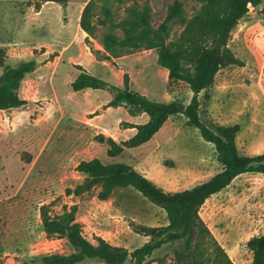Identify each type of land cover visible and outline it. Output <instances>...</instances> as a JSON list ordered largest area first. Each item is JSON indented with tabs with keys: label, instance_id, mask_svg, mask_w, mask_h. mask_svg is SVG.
Segmentation results:
<instances>
[{
	"label": "rangeland",
	"instance_id": "rangeland-1",
	"mask_svg": "<svg viewBox=\"0 0 264 264\" xmlns=\"http://www.w3.org/2000/svg\"><path fill=\"white\" fill-rule=\"evenodd\" d=\"M87 1L60 4L0 0L4 63L16 66L34 60L36 68L25 75L18 91L27 103L0 110V264H39L43 254L73 250L65 237H48L43 231L39 206L51 201L52 213L61 212L63 205L76 204V220L90 241L95 242L94 237L100 236L129 251L150 239L138 231L139 225L167 224L165 211L130 187L115 189L104 200L97 197L98 187L78 196L66 195L67 187H74L84 178L75 169L80 160L96 157L102 162L130 165L165 191L191 188L221 170L214 145L204 140L196 128L186 125L185 116L179 113L170 115L148 141L108 157L106 144L95 136L103 133L117 141L126 139L134 133V129L125 128L126 122L143 123L148 115L131 114L128 106L121 104L123 108L111 107L100 118L90 120L97 110L86 109L111 98L112 93L93 88L74 92L70 86L78 63L68 60L78 58L79 46L88 53L87 45L96 60H105L91 66L99 78L123 87V75L127 73L132 90L162 102L178 97L186 105L192 92L183 82L168 84L167 72L157 64L155 50L123 47L117 56L104 58L101 41L108 32L123 37L122 30L108 19L118 21L128 6L148 5L150 23L156 28L174 2L180 3L186 17L197 11L199 2L97 0L92 19L104 22H97L93 34L83 39L77 35V23ZM170 28V35L175 36L183 25L175 23ZM72 38V45L60 55ZM228 45L243 65H229L216 73L213 85L198 95L199 114L203 121L238 124L239 152L256 155L264 152V0L249 8L232 30ZM80 60L88 62L84 55ZM2 71L0 67V74ZM33 89L35 97L30 94ZM199 214L233 264H250L246 241L264 231V173L236 176L206 199ZM178 247V243L163 245L146 258L145 264H171L173 250ZM77 264L105 263L98 258H85ZM122 264L135 263L128 259Z\"/></svg>",
	"mask_w": 264,
	"mask_h": 264
},
{
	"label": "trees",
	"instance_id": "trees-1",
	"mask_svg": "<svg viewBox=\"0 0 264 264\" xmlns=\"http://www.w3.org/2000/svg\"><path fill=\"white\" fill-rule=\"evenodd\" d=\"M43 1L65 4L68 0ZM96 1L88 0L79 18L80 28L88 35L93 34L97 22H104L100 18L96 21L92 19ZM197 1L200 6L190 17H186L179 2H174L156 28L150 23L148 5L128 6L125 8L126 14L118 21L108 19L122 30L123 37L108 32L101 41L104 58L117 56L118 50L123 47L155 50L157 64L167 70L168 84L183 82L192 92L186 105L177 98L162 102L132 90L127 73L123 75V87H119L81 69L70 86L73 91L84 88L106 89L112 93L107 106L126 104L129 113L144 112L148 115L146 122L127 123L126 127L134 128L135 132L126 139L117 141L103 133L95 136L99 142L106 144L108 157H115L125 148H133L148 141L170 115L179 113L185 116L186 125L196 128L204 140L214 145L221 170L191 188L165 191L130 165L102 162L96 157L80 160L75 169L84 178L74 187H67L66 195L78 196L98 187L97 197L104 200L115 189L130 187L161 207L166 213L167 224L159 227L139 225L138 231L150 239L129 251L123 246L110 244L100 236L94 237L95 242L87 239L81 223L76 220V204L63 205L61 212L52 213L53 201L43 203L39 206V214L46 236L65 237L73 250L69 253L43 254L39 264H77L85 258H98L105 264H122L128 259L135 264H145L146 258L156 249L175 243L180 244V247L173 250L171 264H233L200 216L199 210L207 198L229 185L236 176L245 172L264 173V152L256 155L240 153L236 146L239 125H223L211 119L203 121L199 114L201 101L198 95L213 85L219 70L229 65H243V61L229 47L228 41L232 30L248 14L249 8L259 5L262 0ZM103 8L106 9L105 6ZM175 23L182 24L183 28L171 36L170 27ZM3 55L4 49L0 48V67H3L0 74V110L17 108L26 103L18 91L25 75L35 66L34 60L10 66L4 63ZM204 98H208L207 92ZM246 247L251 252L250 264H264V231L251 236L246 241Z\"/></svg>",
	"mask_w": 264,
	"mask_h": 264
},
{
	"label": "crops",
	"instance_id": "crops-1",
	"mask_svg": "<svg viewBox=\"0 0 264 264\" xmlns=\"http://www.w3.org/2000/svg\"><path fill=\"white\" fill-rule=\"evenodd\" d=\"M49 2V1H48ZM80 14H81V11H80V13H79V18H80ZM77 28H79L80 29V26H79V23H77ZM78 29V32H77V35H80L81 36V38H85L86 37V35H87V33L85 32V31H83V30H79ZM72 42H73V38L69 41V43L66 45V46H64V48H63V51H62V53H60V55H62L66 50H68V48L72 45ZM86 48H87V50H88V53H86V52H84L83 51V48H82V46L80 47L79 46V49H78V54H80V55H77L76 57H78V58H69V63H71V62H77L78 63V67H77V69H75L76 71H77V75L79 74V72L81 71V69H83V70H85L86 72H88V73H90V74H92V75H95V76H97L98 77V75L99 74H96V73H94L93 71H92V69H91V66L92 65H94L95 64V66L97 65V64H102L105 60H100V61H98V60H96L97 59V57L96 56H94V54L90 51V49H89V47L86 45ZM97 50H102V49H97ZM47 51H45V52H43V54L45 55V53H46ZM67 52V51H66ZM66 54V53H65ZM82 55H84V56H87V58H88V62L86 63V62H82L81 60H80V57L82 56ZM58 65V64H57ZM141 66V70L143 69V65H140ZM36 68H33L32 70H35ZM165 69V68H164ZM166 70V69H165ZM166 72H167V70H166ZM76 75V76H77ZM75 76V77H76ZM75 79V78H74ZM73 81V80H72ZM71 81V82H72ZM130 83H131V81H130ZM118 85H120V84H118ZM35 89V88H34ZM32 90V91H30V94L31 95H33V97H35L36 96V90ZM72 89V88H71ZM85 89V88H84ZM94 89V88H93ZM81 90H83V89H81ZM81 90H78V91H81ZM106 90V89H105ZM74 92H77V91H74ZM144 92V91H143ZM141 93V92H140ZM88 95H90L89 93H87ZM112 95V94H111ZM191 95H192V93H191ZM199 97V96H198ZM112 98V97H111ZM111 98H109V99H106L104 102H98L97 103V105H95V106H92V107H90V108H88V109H86L87 111H96L97 110V114H95L92 118H90V120H95V119H98V118H100L101 116H102V113L103 112H105L106 110H108V109H110L112 106H105V108H103L102 107V105H104V104H106L107 105V103L111 100ZM176 98H178V97H176ZM190 98H191V96H190ZM23 99H25V98H23ZM26 100V103H27V99H25ZM25 103V104H26ZM116 107H119V108H123L121 105H119V106H116ZM86 110H84V111H86ZM128 113V112H127ZM142 113H144V112H142ZM129 114V113H128ZM130 115V114H129ZM132 117H134L135 115H131ZM135 117H137V116H135ZM119 121V120H118ZM117 121V122H118ZM127 123H132V124H138V123H136V122H133V121H128V122H126V126H127ZM125 128H129V127H125ZM131 129H134V128H131ZM134 132H135V129H134ZM123 140V139H122ZM77 165V164H76Z\"/></svg>",
	"mask_w": 264,
	"mask_h": 264
}]
</instances>
